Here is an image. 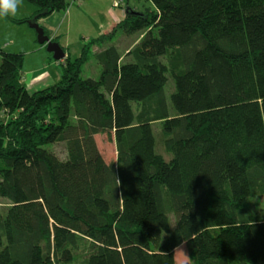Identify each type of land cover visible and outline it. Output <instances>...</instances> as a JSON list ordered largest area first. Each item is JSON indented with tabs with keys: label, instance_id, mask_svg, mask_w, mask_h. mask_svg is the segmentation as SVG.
<instances>
[{
	"label": "trees",
	"instance_id": "16d2710c",
	"mask_svg": "<svg viewBox=\"0 0 264 264\" xmlns=\"http://www.w3.org/2000/svg\"><path fill=\"white\" fill-rule=\"evenodd\" d=\"M24 1L35 12L17 24L68 5ZM148 1L34 92L23 53L0 48V264H176L181 245L188 264H264V209H246L264 197V0ZM118 32L142 36L126 60L95 53L99 77L82 78ZM103 134L116 163L97 149ZM56 143L66 159L46 149Z\"/></svg>",
	"mask_w": 264,
	"mask_h": 264
},
{
	"label": "rangeland",
	"instance_id": "374dc122",
	"mask_svg": "<svg viewBox=\"0 0 264 264\" xmlns=\"http://www.w3.org/2000/svg\"><path fill=\"white\" fill-rule=\"evenodd\" d=\"M119 1L120 0H66L68 4L67 9L61 13L64 15L65 22L60 32L56 34L57 43L64 46L69 51L72 58H76L80 55L81 48L84 44L98 37L101 31H103L102 29L106 31L107 27L113 25V19L115 17H120V15L123 14L122 19L124 18V8L126 5L136 12H143L147 8L152 7L148 0H122L121 3H119ZM34 11L35 7L32 4L22 0V5L15 16L0 18V48L8 53H23L24 60L21 71L25 83H27L28 80L26 71H33V69L37 68L38 65L42 63L43 66L39 67H42V70L50 71L51 76L60 77L61 75V67L58 61H55L52 57L53 55L47 52L45 45L38 44L36 32L34 29L30 28L28 22L20 24L14 22V20H23L29 17ZM111 19L113 21H111ZM141 36L142 33L126 36L118 32L111 41H106L103 44L97 45V48L93 47L90 52L89 61L82 68L81 77L84 79H97L99 77L100 67L94 56L99 49L103 50L109 46H115L122 55V59L126 60L124 55L132 50ZM43 58L46 59L43 60ZM161 60L165 64L168 63L166 57ZM173 90L174 82L172 77L168 75L167 83L163 91L166 98H169ZM140 107L141 106L136 103L132 104V108L136 113L139 112ZM152 129L157 141V139L160 138L159 133L162 130V121L153 122ZM94 139L97 149L104 161L106 163H116L118 153L113 134L96 135ZM158 148V152L163 153L164 159L168 161L170 155L164 153L161 147ZM46 149L53 152L59 159H66L64 143L46 146ZM7 206L8 202L6 200H0V211H4ZM246 209L249 212L263 210L264 197L254 196L248 198L246 200ZM81 246L80 259L82 261L87 256L88 242L84 241ZM174 256L176 264H188L191 260L185 245L179 246L175 250Z\"/></svg>",
	"mask_w": 264,
	"mask_h": 264
},
{
	"label": "crops",
	"instance_id": "0c3cea01",
	"mask_svg": "<svg viewBox=\"0 0 264 264\" xmlns=\"http://www.w3.org/2000/svg\"><path fill=\"white\" fill-rule=\"evenodd\" d=\"M34 12L30 16H32L34 14ZM61 13L62 12H54L46 18H42V19L38 20V24L43 28L45 34L48 37H50L51 40L56 39V34L60 32V30H61V28L65 22L64 15H62ZM68 16H69V12H68ZM122 16H123V14H121L120 17H115L113 19L114 20L113 25H115V23L117 21H120L122 19ZM113 20L111 19V21H113ZM113 25H111L110 27H107L106 31H104V29H102L103 31H101L100 35L109 32L110 29L113 27ZM56 42H58V41H56ZM58 44L60 45V43H58ZM60 46L64 50L65 57L68 56V57L72 58L70 56L69 51L64 46H62V45H60ZM94 48H97V47L94 46ZM101 50L102 49H99V51H101ZM99 51H97V52H99ZM45 59L46 58H43V60H45ZM39 66H43V63L41 65H38V67L33 69V71H31V70L26 71V77H28V80H27V83H25V82L24 83H25L29 92H34V91H36V90H38V89H40V88H42V87H44L50 83H54L58 80V78H60V77H55L54 75L51 76L50 71L42 70L41 69L42 67H39Z\"/></svg>",
	"mask_w": 264,
	"mask_h": 264
},
{
	"label": "water",
	"instance_id": "95a60500",
	"mask_svg": "<svg viewBox=\"0 0 264 264\" xmlns=\"http://www.w3.org/2000/svg\"><path fill=\"white\" fill-rule=\"evenodd\" d=\"M124 11L125 13H137L133 11L128 5L125 6ZM36 19L37 18L29 20L28 24L30 28L34 29L36 32L38 44L45 45L47 52L53 55L52 57L55 61L64 60L66 57L62 47L57 42H53L50 37L45 34L43 28L38 24Z\"/></svg>",
	"mask_w": 264,
	"mask_h": 264
},
{
	"label": "clouds",
	"instance_id": "9594fccd",
	"mask_svg": "<svg viewBox=\"0 0 264 264\" xmlns=\"http://www.w3.org/2000/svg\"><path fill=\"white\" fill-rule=\"evenodd\" d=\"M22 5V0H0V18L15 16Z\"/></svg>",
	"mask_w": 264,
	"mask_h": 264
}]
</instances>
